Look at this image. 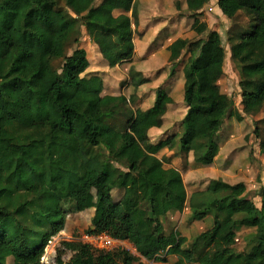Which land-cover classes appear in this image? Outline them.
<instances>
[{
    "label": "trees",
    "instance_id": "trees-1",
    "mask_svg": "<svg viewBox=\"0 0 264 264\" xmlns=\"http://www.w3.org/2000/svg\"><path fill=\"white\" fill-rule=\"evenodd\" d=\"M61 1L67 2L0 0V257L11 264H40L49 241L65 229L67 216L92 211L85 233L107 232L128 240L138 255L127 250L95 251L73 238L60 242L49 255L52 262L149 264L140 259L144 258L171 264H264V213L247 198L243 181L207 186L215 197L204 209L194 210L190 220H200L213 210V222L192 239L177 230L164 231L156 204L166 200L183 212L187 203L182 174L163 170V160L157 156L162 148H173L174 135L145 143L148 131L162 124L166 104L172 102L168 91L157 88L158 110L142 116L132 132L133 116L121 126L106 120L119 112L125 96L86 92L71 96L64 90L65 84L78 82L89 68L87 50L80 42L82 28L106 66L130 60L135 50L134 4L122 5V12L115 15L110 0H79L84 9L77 16ZM209 1L181 0L179 5L196 16ZM217 6L228 19L240 13L248 19L246 29L229 33L228 51L239 66L241 110L257 116L264 108V0H217ZM205 28L204 22L199 23L196 33ZM211 46L201 38H176L167 46L168 61L175 66L182 50L195 53L189 70L203 72L207 81V103L192 107L196 114L242 121L231 97L218 84L225 55L216 51L211 60ZM22 84L54 102L58 114L21 120L26 104L18 90ZM188 95L184 94L186 99ZM253 124L264 155V117ZM220 129L222 123L214 131L206 123H185L179 150H192L195 166H211L221 144ZM125 137L142 148L130 164L115 162L119 141ZM256 195L264 201V184ZM241 227L254 230L249 249L242 251L233 239ZM66 252H70L67 260Z\"/></svg>",
    "mask_w": 264,
    "mask_h": 264
},
{
    "label": "rangeland",
    "instance_id": "rangeland-1",
    "mask_svg": "<svg viewBox=\"0 0 264 264\" xmlns=\"http://www.w3.org/2000/svg\"><path fill=\"white\" fill-rule=\"evenodd\" d=\"M180 1L133 0L130 2V0H113L117 10L122 5L127 6L130 3V6H133L134 4L132 26L135 50L132 60L112 68L105 66L106 62L101 54L90 45V42L87 44V40L84 41V35H81L80 42H83L87 49L89 68L81 80L74 84H65L64 90L71 96L84 92L92 96L104 94L125 96L126 101L122 104L119 112L114 116L107 117L106 120L121 126L128 116H133L130 124L132 132L142 116L147 117L158 110L155 105L157 88L161 86L168 91L169 96H172V102L166 104L167 112L164 116L166 118H162L163 123L160 126H154L149 130L150 137L145 143L155 144L161 139L174 135L175 141L171 152L165 151L164 154L169 156L168 164L173 167L175 164L178 165L182 177L185 179L186 207L183 212H178L166 200H161L156 204L155 209L165 232L177 230L181 236L190 240L198 232L209 228L213 222V210H209L200 220H190L194 210L204 209L205 205L215 197L214 192L207 189L209 185L215 186L223 181L227 183L243 181L247 187V198H250L256 207L264 213V201L256 195L258 188L264 184V155L260 151L259 139L252 132L253 120L264 117V108L257 116L245 115L242 112L238 86L239 66L229 57V33L246 29L248 19L241 13L234 19L224 17L220 10L216 9L217 0H210L213 5L209 1L202 8L201 14L191 16L184 6L179 5ZM61 4L71 14L77 16H80L83 12L82 8L84 9V3L79 0H67L66 4L61 1ZM175 22L176 25H174ZM201 22L206 24V28L201 34H198L195 27ZM168 32H170L169 35H167ZM179 37L191 41L199 38L203 41H210L212 43L209 55L211 60L214 52L221 50L224 53L223 74L218 79V84L221 92L231 97L234 107L243 116L242 121H238L234 117L220 118L195 113L192 107L207 103V81L204 73L200 71L191 73L189 70L195 53L182 50L179 58L175 61V66L168 60L165 61L164 54L167 45ZM18 90L26 101L24 109L19 114L21 120L28 122L36 116H44L48 113L58 114L57 105L54 102H47L41 92L27 88L24 84L20 85ZM185 93L189 94L187 99L184 96ZM136 110H140V113H137ZM185 123H206L210 126V131H214L222 123L224 129L221 130V128L220 132H217L221 135L218 139V143L221 144L211 166H195L193 151L182 153L179 150V137L184 130ZM119 145L120 153L115 162L130 164L131 160L137 158L142 152L139 144H136L135 147L132 146L126 137L122 142L119 141ZM165 155L161 156L162 160L166 157ZM176 155L179 156L176 158ZM164 165V170L167 167L170 169L169 165ZM196 167L198 168L196 169ZM224 173L228 178L224 177ZM122 202L129 207L125 198ZM129 204L136 205L135 202H129ZM91 212L69 214L65 229L51 239L50 245L48 244L45 251L50 253L51 249L58 247L62 240L79 239L81 233H84L89 225ZM253 231V229L244 227L236 229L233 239L238 250L249 249L248 239ZM69 256L70 252H66L63 257L67 260ZM140 259L149 264H159L153 260ZM0 261L3 264H11V260L8 258L0 257ZM49 264L55 263L50 262Z\"/></svg>",
    "mask_w": 264,
    "mask_h": 264
},
{
    "label": "built area",
    "instance_id": "built-area-1",
    "mask_svg": "<svg viewBox=\"0 0 264 264\" xmlns=\"http://www.w3.org/2000/svg\"><path fill=\"white\" fill-rule=\"evenodd\" d=\"M79 240L82 243L90 246L95 251L97 250V251L105 252V251H114V250H127L135 255H138L134 246L128 240L114 238L107 232H100V233L84 232L81 233V235L79 236ZM53 250L51 249L50 253H48L47 251L44 252L43 256L40 259V264H49L50 262H52L49 258V255L53 252Z\"/></svg>",
    "mask_w": 264,
    "mask_h": 264
},
{
    "label": "crops",
    "instance_id": "crops-1",
    "mask_svg": "<svg viewBox=\"0 0 264 264\" xmlns=\"http://www.w3.org/2000/svg\"><path fill=\"white\" fill-rule=\"evenodd\" d=\"M110 2H111V4H112V6H113V9H114V14L115 15H117V14H119V13H121L122 12V8L120 7H118V10L117 9H115V5H114V2H113V0H110ZM116 2H119V1H116ZM120 3V2H119ZM119 3H117V4H119ZM210 4H211V1H210ZM211 5H213V4H211ZM214 7V6H213ZM215 9V8H214ZM216 9L217 10H219V8H218V6L216 7ZM133 22V21H132ZM174 25H176V22H175V24ZM170 31V30H169ZM170 34V32H168V34L167 35H169ZM82 35H84V41L85 40H87V44H88V42H90L89 41V38L86 36V34H85V32H84V30L82 29ZM179 38H182V37H179ZM133 42H134V36H133ZM82 44H83V42H82ZM134 44H135V42H134ZM90 45H92L91 44V42H90ZM83 46H84V44H83ZM168 46V45H167ZM166 49H167V47H166ZM87 50V49H86ZM164 56H166V58H165V61L166 60H168V52H165V54H164ZM130 60H132V57L130 58ZM127 61H129V60H127ZM126 61H124V63H125ZM123 63V62H122ZM121 63V64H122ZM121 64H119V65H121ZM119 65H116V66H119ZM106 66V65H105ZM87 85V84H86ZM86 85H85V87H86ZM103 85H104V83H103ZM86 89V88H85ZM86 91V90H85ZM171 94V93H170ZM109 95H112V94H109ZM172 97V96H171ZM167 112V111H166ZM166 114V113H165ZM165 116V115H164ZM164 118H166V117H164ZM166 121H167V119H166ZM162 123H163V121H162ZM148 134H149V131H148ZM165 151H168V152H171V149H168V148H162L161 150H159V152L157 153V156L159 157V158H161V156L163 155H165L164 154V152ZM166 156V155H165ZM179 155H176L175 157L177 158ZM173 157V156H172ZM164 158H169V156H166V157H164ZM163 158V159H164ZM175 158V159H176ZM172 159V158H171ZM214 163V162H213ZM164 164H166V166H168L169 165V168L170 169H167L166 168V170L165 171H168V170H171V169H174V170H179L180 171V173H181V170L178 168V165H174V167L171 165V164H168V162L164 159L163 160V162H162V169L164 170L165 168H164ZM224 177L225 178H228V177H226L227 175H226V173H224ZM172 260H174V259H172ZM159 264H171V262H169V263H160V262H158Z\"/></svg>",
    "mask_w": 264,
    "mask_h": 264
}]
</instances>
